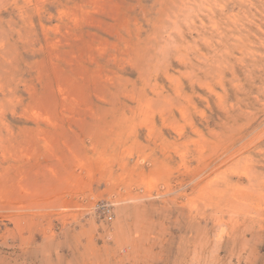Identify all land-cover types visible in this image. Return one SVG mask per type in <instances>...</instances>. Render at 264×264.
Listing matches in <instances>:
<instances>
[{"label":"rangeland","instance_id":"rangeland-1","mask_svg":"<svg viewBox=\"0 0 264 264\" xmlns=\"http://www.w3.org/2000/svg\"><path fill=\"white\" fill-rule=\"evenodd\" d=\"M0 264H264V0H0Z\"/></svg>","mask_w":264,"mask_h":264}]
</instances>
